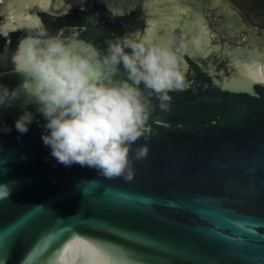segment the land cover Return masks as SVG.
<instances>
[{
    "label": "water",
    "instance_id": "95a60500",
    "mask_svg": "<svg viewBox=\"0 0 264 264\" xmlns=\"http://www.w3.org/2000/svg\"><path fill=\"white\" fill-rule=\"evenodd\" d=\"M196 2L0 0V127L11 128L0 131V264H264V85L241 71L264 62V41H249L262 31L226 0ZM41 26L92 41L100 59L108 39L137 32L180 58L190 87L157 109L131 180L65 167L42 143L45 120L11 63Z\"/></svg>",
    "mask_w": 264,
    "mask_h": 264
},
{
    "label": "clouds",
    "instance_id": "9594fccd",
    "mask_svg": "<svg viewBox=\"0 0 264 264\" xmlns=\"http://www.w3.org/2000/svg\"><path fill=\"white\" fill-rule=\"evenodd\" d=\"M107 45L100 59L101 51L92 41L51 34L41 26L18 43L11 63L29 101L45 120L41 140L57 163L131 180L134 161L149 153L147 141L155 134L157 109L170 112L171 93L187 91L190 82L180 58L144 34L108 39ZM241 71L254 84L264 85V62L244 64ZM9 97L8 88L0 85V106ZM32 122L33 114L26 109L14 127L25 134ZM0 131L11 128L3 126ZM141 138L145 143L133 152Z\"/></svg>",
    "mask_w": 264,
    "mask_h": 264
},
{
    "label": "rangeland",
    "instance_id": "374dc122",
    "mask_svg": "<svg viewBox=\"0 0 264 264\" xmlns=\"http://www.w3.org/2000/svg\"><path fill=\"white\" fill-rule=\"evenodd\" d=\"M234 9H236L245 19L246 23L257 30L264 31V17L259 16L262 11L254 10L253 12L249 9L250 0H226ZM264 13V12H263ZM262 21V22H257ZM247 37L245 34L239 45H244V40ZM235 39H230V44L233 43Z\"/></svg>",
    "mask_w": 264,
    "mask_h": 264
},
{
    "label": "flooded vegetation",
    "instance_id": "af4514ba",
    "mask_svg": "<svg viewBox=\"0 0 264 264\" xmlns=\"http://www.w3.org/2000/svg\"><path fill=\"white\" fill-rule=\"evenodd\" d=\"M259 16L264 17L263 11L261 13H259ZM213 17L217 18L218 16L213 14ZM257 22H262V21H257ZM239 27H240V30L249 32V30H247L248 28L244 24H242V26L240 25ZM250 35L251 36H250L249 41H251V42L255 41V42L262 43L264 41V32L263 31H262V33H250ZM247 41H248V39H247Z\"/></svg>",
    "mask_w": 264,
    "mask_h": 264
},
{
    "label": "trees",
    "instance_id": "16d2710c",
    "mask_svg": "<svg viewBox=\"0 0 264 264\" xmlns=\"http://www.w3.org/2000/svg\"><path fill=\"white\" fill-rule=\"evenodd\" d=\"M201 1L203 3L204 0H201ZM201 4L199 2H196L193 5L196 7V9H199L201 7ZM249 9L251 11L260 10V11L264 12V0H250L249 1Z\"/></svg>",
    "mask_w": 264,
    "mask_h": 264
}]
</instances>
